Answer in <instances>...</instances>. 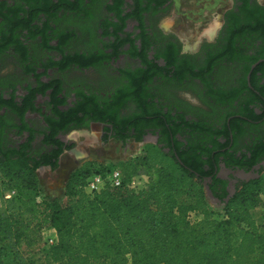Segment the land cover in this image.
I'll use <instances>...</instances> for the list:
<instances>
[{
	"label": "flooded vegetation",
	"instance_id": "1",
	"mask_svg": "<svg viewBox=\"0 0 264 264\" xmlns=\"http://www.w3.org/2000/svg\"><path fill=\"white\" fill-rule=\"evenodd\" d=\"M19 1L18 10L36 12V5L30 8ZM71 1L74 5L77 2L75 9L57 14L65 20L59 23L60 32L72 34L62 52L38 50L36 43L29 42L25 43L29 46L28 62L14 52L0 55V61L2 56L13 55L19 65L15 74L0 73V95L9 100L15 88L20 108L31 99L37 109L26 111L23 119L5 107L0 109V159L13 150L37 159L55 155L59 148L45 143L49 134L45 117L53 114L51 97L57 96V106L65 122L69 121L56 136L64 152L73 150L69 136L76 132L96 129L100 141L109 138L117 142L123 134H130L127 142L136 147L144 150L150 146L187 167L182 161L185 158L201 170L204 174L197 175L209 192V201L229 202L243 188L263 179L264 58L251 65L248 62L264 51V39L221 36L225 14L239 12L241 0H232L212 39L201 41L192 50H186L178 35L162 26L172 0L161 5L158 0ZM0 2L4 8L15 6L14 0ZM80 21L85 27H79ZM46 22L34 20L33 24ZM226 30L229 33L230 27ZM172 35L181 46L175 65L159 53L168 48V42L176 43ZM59 42L53 38L50 44L58 47ZM144 43L149 44L146 49ZM77 55H90L97 65L84 68L70 64V58ZM88 71H93L90 79L84 76ZM80 92L86 98L79 100ZM79 101L89 109L80 114L81 126L72 120L71 112ZM108 113L111 116L105 121L93 118ZM30 137L31 145L25 148Z\"/></svg>",
	"mask_w": 264,
	"mask_h": 264
},
{
	"label": "trees",
	"instance_id": "2",
	"mask_svg": "<svg viewBox=\"0 0 264 264\" xmlns=\"http://www.w3.org/2000/svg\"><path fill=\"white\" fill-rule=\"evenodd\" d=\"M241 1L243 6L239 12L231 10L225 14L226 24L221 36L264 39V6L257 0ZM19 2L14 0L15 6L6 8L0 2V55L6 51L14 52L23 57L24 63L28 62L29 46L25 43L29 42L36 43L38 50L62 52L63 44L72 34L60 32L62 26L57 22L60 20L57 14L61 10L75 9L77 2L75 6L71 0H23L30 8L36 5L34 13L18 10ZM55 2L58 7L53 9L51 5ZM118 2L122 3V0ZM163 3L164 0H158L159 5ZM21 11L23 15H20ZM44 19L48 22L33 24L34 20L43 22ZM227 27H230L229 33ZM115 30L122 31V28ZM141 30L143 35L147 34L145 28ZM172 37L176 43L168 42V48L160 49L159 53L170 65H175L180 60L181 46L177 45L180 42L177 37ZM53 38L60 41L58 47L51 46ZM143 46L146 49L149 44ZM261 58H264V51L259 52L258 57L249 58L248 63L251 65ZM69 62L84 68L97 65L90 55H77ZM28 68L31 72V66ZM16 93L14 88L9 100L0 95V109L5 107L20 114L22 119L28 110L37 112L33 102H29L31 99L26 107L20 108ZM83 97L86 98L82 92L77 95L79 100ZM51 99L54 108L51 117H45L49 125L45 143L59 148L55 155L37 159L27 152L13 150L6 159H0L1 166L15 162L23 167L20 173L8 169L0 171L10 188L16 191L10 203L17 208L16 212L8 210L0 217V264H7L4 244L11 241L21 252L14 264H46L26 257L38 251L42 232L47 228L53 229L56 235L54 244L47 251L50 264H264V229L254 217V211L264 205L263 179L243 188L229 202L222 200L221 219H216L217 212L209 207L206 188L197 175L204 173L193 168L185 158L182 161L187 167L172 157L177 168L174 172L163 165L161 159L170 157L150 148L142 156L121 165L123 180L119 187L111 188L106 183L99 193L83 194L80 189L93 172V164H87L69 177L64 199L39 201L35 171L45 166L52 170L58 168L64 147L56 136L69 122H65L57 106L58 97ZM86 110L89 112L79 101L71 111L72 120H77L81 126L80 114ZM107 115L103 118L94 115L93 118L105 121L111 116L110 113ZM201 123L205 127V122ZM129 137L130 134H123L119 142L125 144ZM32 139H28L25 148L30 147ZM108 140L106 138L105 142ZM108 171L102 167L100 173L106 177ZM139 176H144L146 182L137 191L134 182ZM191 213H197L202 221L193 224Z\"/></svg>",
	"mask_w": 264,
	"mask_h": 264
},
{
	"label": "rangeland",
	"instance_id": "3",
	"mask_svg": "<svg viewBox=\"0 0 264 264\" xmlns=\"http://www.w3.org/2000/svg\"><path fill=\"white\" fill-rule=\"evenodd\" d=\"M172 7L167 13V18L163 21V28L178 35L183 42L184 48L195 49L203 40H211L222 25V17L225 11L232 4V0H172ZM264 5V0H259ZM66 6L68 5L65 4ZM58 7V3L52 4L51 8ZM67 18V17H66ZM65 18V19H66ZM65 20H59L58 23ZM78 22V21H77ZM79 27L85 25L79 22ZM214 34L209 33L213 31ZM59 52V50H57ZM19 70V65L11 54L1 57L0 73L15 74ZM93 71H88L84 76L87 79L92 78ZM6 88V87H5ZM189 98L195 97L191 92H186ZM70 139L73 140V150L64 152L59 158V165L56 170L50 167H42L35 171V183L39 190L38 200L42 199H64L65 186L69 177L79 171L87 164H99L107 170L121 169V165L127 161H133L142 156L148 149H154L150 146L136 147L131 141L122 144L115 140L100 141L98 130L93 129L90 132H76L71 134ZM163 165L171 167L174 172L177 168L174 162L167 157H161ZM14 170L20 173L23 167L18 163L11 162L8 165H0V171ZM264 180V177H263ZM146 182L144 176L135 179L134 187L137 191L141 190ZM12 190L8 183H0V217L5 215L8 210L16 212L17 208L10 202L12 197L8 196V192ZM209 207L216 211L215 218L221 219V204H213L210 202ZM256 222L264 229V219L261 218L260 209L254 211ZM190 221L193 224L202 221L201 216H192ZM56 239L55 231L47 228L42 232V242L39 249L31 257L38 262L50 264L47 257L48 249L54 244ZM7 264H14L21 252L14 242L4 244Z\"/></svg>",
	"mask_w": 264,
	"mask_h": 264
},
{
	"label": "built area",
	"instance_id": "4",
	"mask_svg": "<svg viewBox=\"0 0 264 264\" xmlns=\"http://www.w3.org/2000/svg\"><path fill=\"white\" fill-rule=\"evenodd\" d=\"M101 168L102 166L99 164L92 165L93 172L87 179V183L85 184V186L81 187L80 189L83 194L92 196L96 193H99L106 183H108L111 188L119 187L122 184V180H123L122 169H113L111 171L109 170L108 172H106V177H104L102 173H100ZM0 183H5V184L8 183V181L1 174V172H0ZM15 195H16L15 190H10L8 192L9 197H13ZM262 199L264 200V197H262ZM259 209L261 211V217L264 219V205ZM194 215L198 216L197 213H191L190 218Z\"/></svg>",
	"mask_w": 264,
	"mask_h": 264
},
{
	"label": "water",
	"instance_id": "5",
	"mask_svg": "<svg viewBox=\"0 0 264 264\" xmlns=\"http://www.w3.org/2000/svg\"><path fill=\"white\" fill-rule=\"evenodd\" d=\"M206 193H207V195H209V192H208L207 189H206ZM210 202L213 203V204H221V202H218V201H215V200H212V199H211Z\"/></svg>",
	"mask_w": 264,
	"mask_h": 264
},
{
	"label": "crops",
	"instance_id": "6",
	"mask_svg": "<svg viewBox=\"0 0 264 264\" xmlns=\"http://www.w3.org/2000/svg\"><path fill=\"white\" fill-rule=\"evenodd\" d=\"M209 33H210V35H211V34H214V30H213V31H211V32L209 31Z\"/></svg>",
	"mask_w": 264,
	"mask_h": 264
}]
</instances>
